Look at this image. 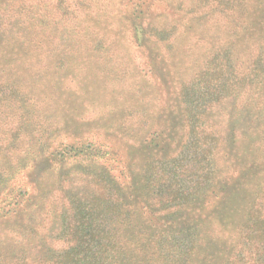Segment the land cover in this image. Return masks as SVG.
<instances>
[{
	"label": "trees",
	"instance_id": "obj_1",
	"mask_svg": "<svg viewBox=\"0 0 264 264\" xmlns=\"http://www.w3.org/2000/svg\"><path fill=\"white\" fill-rule=\"evenodd\" d=\"M38 3L44 7L46 0H0V50L23 52L9 59L0 52V264H264V185L253 180L264 176V49L243 58L228 42L193 80L183 82L178 94L185 105L181 115H167L166 129L151 141L163 144L161 153L144 148L149 156L143 172H132L133 178L125 184L109 167L98 165L104 152L91 144L52 150L55 138L47 124L48 112L38 103L35 87L47 77L36 68L45 61L47 69L61 68L67 45L51 43L45 52L60 58L49 64V59L41 58L42 52L34 54V47L29 48L34 46L29 35L22 42L23 35L4 37L1 32V26L17 13L28 9L32 16ZM33 21L30 17L29 23ZM171 28L152 25L150 30L157 32L155 37H168ZM145 37L142 29L137 38ZM225 98L247 112L256 128L246 138L248 160L243 174L220 182L215 160L223 144L208 114ZM180 133L181 145L172 152L167 144ZM28 140L37 152L33 161L37 159L54 181L49 187L36 185L33 191L58 194L48 230L26 219L27 211L38 206L32 197L40 194L14 185L27 166L29 156L23 153ZM235 146H229L230 154L240 148ZM232 157L237 167L240 155ZM83 162L90 166L80 165ZM254 171L252 178L249 173ZM79 172L91 179H85L89 194L68 191L67 183ZM211 205L217 217L219 212L228 214L222 226L233 227L234 241L225 250L216 243L219 235L211 239L205 230L211 223L206 224L202 215Z\"/></svg>",
	"mask_w": 264,
	"mask_h": 264
},
{
	"label": "rangeland",
	"instance_id": "obj_2",
	"mask_svg": "<svg viewBox=\"0 0 264 264\" xmlns=\"http://www.w3.org/2000/svg\"><path fill=\"white\" fill-rule=\"evenodd\" d=\"M41 6L32 16L28 9L17 13L1 26V32L4 37L23 35L22 42L29 35L34 41L29 48L34 47V54L42 52L41 58L49 59V64L60 58L54 52H45L51 43L67 45L66 53L61 55V68L54 65L47 69V61L36 68L40 75L43 69L47 77L35 87L38 103L48 112L47 124L55 138L52 150L91 144L104 152L98 165L109 167L112 175L125 184L134 172H143L151 148L161 153L163 144L151 141L166 129L167 115H181L185 105L178 94L183 82L193 80L202 65L228 42L234 44L235 55L243 58L264 49V0H236L232 4L230 0H46V5ZM30 17L33 23H29ZM152 25L160 29L172 27L170 36L155 37ZM142 29L146 37L140 41L137 37ZM41 44L46 47L41 49ZM20 51L11 53L6 47L0 50L8 59L13 54H23ZM36 59L34 55V64ZM31 74L30 71L28 75ZM208 117L223 144L215 160L221 174L219 181H229L243 174L248 160L246 138L256 124L230 98L213 105ZM182 138V133L171 136L168 149L172 145L174 152ZM26 142L29 146L23 156H29L27 166L17 175L14 185L31 190L32 195L40 194L32 197L38 206L27 211L26 219L48 230L58 194L45 196L38 188L33 191L36 185L49 187L54 181H50V174L44 173L37 159L33 161L37 152L31 140ZM233 144L240 148L235 146L237 149L230 154L229 146ZM233 155H240L237 167L231 163ZM255 172L248 173L253 178ZM85 179L89 177L74 173L67 183L68 191L89 194L90 184ZM253 180L255 185H264V176L257 175ZM213 208L207 207L206 215H202L206 224L211 223L205 230L211 239L219 235L216 243L225 250L228 242L234 241L233 227H223L228 214L219 212L217 217ZM57 229L55 222L53 230Z\"/></svg>",
	"mask_w": 264,
	"mask_h": 264
}]
</instances>
